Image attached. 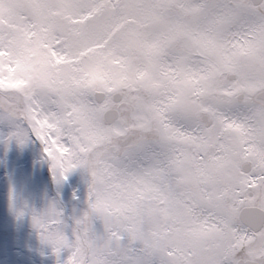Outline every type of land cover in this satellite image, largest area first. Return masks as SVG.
<instances>
[{
	"label": "snow or ice",
	"instance_id": "6c2138e0",
	"mask_svg": "<svg viewBox=\"0 0 264 264\" xmlns=\"http://www.w3.org/2000/svg\"><path fill=\"white\" fill-rule=\"evenodd\" d=\"M0 127L90 177L64 264H264V0H0Z\"/></svg>",
	"mask_w": 264,
	"mask_h": 264
},
{
	"label": "rangeland",
	"instance_id": "374dc122",
	"mask_svg": "<svg viewBox=\"0 0 264 264\" xmlns=\"http://www.w3.org/2000/svg\"><path fill=\"white\" fill-rule=\"evenodd\" d=\"M6 135L0 127V264H64L69 253L62 251L58 258L41 243L31 217L55 205L70 236L74 221L87 209L90 177L76 168L57 183L39 141L21 146L15 140L5 143Z\"/></svg>",
	"mask_w": 264,
	"mask_h": 264
}]
</instances>
